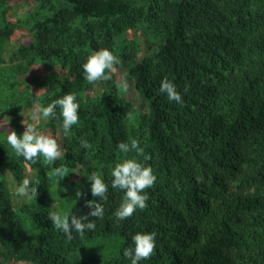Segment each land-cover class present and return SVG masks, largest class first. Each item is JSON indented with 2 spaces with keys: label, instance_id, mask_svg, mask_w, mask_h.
Masks as SVG:
<instances>
[{
  "label": "trees",
  "instance_id": "16d2710c",
  "mask_svg": "<svg viewBox=\"0 0 264 264\" xmlns=\"http://www.w3.org/2000/svg\"><path fill=\"white\" fill-rule=\"evenodd\" d=\"M23 30L31 42L11 50L9 67L7 41ZM100 48L119 54L145 101L138 125L113 73L96 82L101 97L84 98L82 65ZM164 78L182 103L159 92ZM69 92L80 121L65 137L59 116L46 120L65 149L53 164L42 156L25 162L0 133V264H130L122 253L140 231L156 232L141 264H264V0H0V115L10 119L0 132L21 135L34 100L43 107ZM130 136L157 180L146 189L147 207L117 221L124 193L110 187V168L125 158L117 145ZM82 137L92 148L80 147ZM61 164L69 169L63 181L53 173ZM92 171L109 184L105 214L89 217L94 231L68 240L48 213L55 204L89 213L86 201L98 199L86 178ZM25 177L40 180L37 199L15 197ZM102 241L115 245L111 258L98 249Z\"/></svg>",
  "mask_w": 264,
  "mask_h": 264
},
{
  "label": "clouds",
  "instance_id": "9594fccd",
  "mask_svg": "<svg viewBox=\"0 0 264 264\" xmlns=\"http://www.w3.org/2000/svg\"><path fill=\"white\" fill-rule=\"evenodd\" d=\"M119 64L118 58L113 51L108 48H100L90 54L83 63L82 68L84 78L89 84L98 81L110 80L111 73L116 71V65ZM118 87L127 90L129 87L127 74L121 77ZM41 90L37 97L40 96ZM187 88L185 89V92ZM159 92L165 96L169 103H182L181 92L177 90L175 83L168 78L160 81ZM39 99L33 101V109L31 111V120L33 123L25 124V131L21 135H17L15 131L0 132L6 133V142L11 147L17 157H23L25 162L31 164L37 163L38 157L42 156L44 162L53 164L60 159L65 149L62 144L54 136L43 134L37 130L36 123L41 120L61 119L63 135L68 137L73 134V126L80 121V103L75 93H66L62 97L53 100L47 106L39 107ZM57 109L59 112L57 113ZM6 124L4 120L0 121V128ZM80 147L85 151L92 148L91 143L85 139H80ZM120 153L124 154L122 162L116 163L110 168L112 177L110 187L113 190L119 189L124 195L114 212L117 221H124L132 217L138 209L143 210L147 207L149 193L146 189H150L157 180L150 165H146L144 161H148L150 156L145 153L140 146V141L133 137H128L127 141H121L117 145ZM129 153H135V156L128 158ZM143 157V160L140 159ZM69 169L61 164L54 168V175L61 181L68 177ZM87 180L91 184V195L97 197L92 201H86V207L91 209L86 215H77L74 211L60 210L55 205L52 211L48 213V218L52 222L55 230L62 233L68 240L73 238V233L84 237L86 233L94 231L96 228L95 220L102 219L105 214L104 205L100 201L108 200L109 184L95 171L86 175ZM39 179L25 177L14 186V195L18 199L29 200L37 199L39 195L38 187ZM83 195L81 191L76 192L77 200ZM89 217L97 219L90 220ZM156 247V232L140 231L131 236V246L123 250L122 255L130 260V264H141L151 257Z\"/></svg>",
  "mask_w": 264,
  "mask_h": 264
},
{
  "label": "rangeland",
  "instance_id": "374dc122",
  "mask_svg": "<svg viewBox=\"0 0 264 264\" xmlns=\"http://www.w3.org/2000/svg\"><path fill=\"white\" fill-rule=\"evenodd\" d=\"M23 10L24 9L21 8L19 11H16V14L18 16H20L23 13ZM30 42H31V37H30V35H28L27 31L23 30V33L20 32V31H17L16 34H15V36L11 40L7 41V44H6V56H5L6 64L5 65H7L9 67L15 66V62H10L9 61V55L12 52L11 50L18 43L29 44ZM115 56L118 58L119 64L116 65L117 68H116V71L113 72L112 77L114 78L113 80L116 81L115 84L118 85L121 77H123L125 74H127V69L124 67L121 58H119V54H115ZM33 67H34L35 76H38V77H43L44 76L45 69L43 67L38 66V65H34ZM127 79H128V83H129L128 89L127 90H124V89H121V88L118 87V89H119L118 91H119V95L120 96H123L124 98L129 99L134 104V107H135V109H134L135 111L134 112L135 113L132 114L130 120L133 123H135L136 125H138V123H139V121L141 119V116L144 113L147 112V106L145 104V101L139 97L137 91L135 90V88H134V81L131 80V79H129L128 77H127ZM24 80L25 79L23 77L22 81H24ZM96 84L97 83L89 84V88L87 89V92L84 93V98L85 99L93 98V97H98V96L101 97L100 94L102 93V90ZM112 84L113 83H111L110 86ZM31 87L33 88L34 85H31ZM107 90H109V87L107 88ZM16 93H17V95H19L21 92L20 91H16ZM38 93L39 92H35V94H38ZM18 97L22 98L21 96H18ZM31 111H32V109L24 112L21 115V118H22L21 119V124L24 127H25V124H24V121L25 120H26L27 123H33V121L31 120ZM7 117H6V115H2V114L0 115V121L4 120V123H8L3 128H0V131H2L4 129H8L10 127V123H9L10 122V119H8ZM45 125H46V120H41V121L37 122L36 123L37 130L38 131H41L43 134L50 135V136H54L58 140V142L62 144L61 132L59 131V133L57 132V134L55 135ZM0 126H2V125H0ZM75 173L77 175V179L80 180L81 177H83V175H82V173L80 171H76ZM55 206L57 208L60 207L59 208L60 210H64L63 206H61L60 204L59 205L58 204H55ZM115 244L119 245V242L117 241V243H115ZM114 246L115 245H112L111 244V241H102V242H99L97 244L98 249L102 250L103 251V254L104 255H107L109 258H111L117 252Z\"/></svg>",
  "mask_w": 264,
  "mask_h": 264
}]
</instances>
